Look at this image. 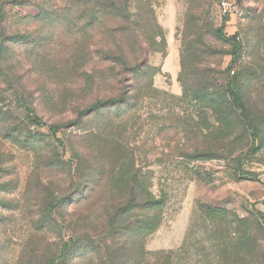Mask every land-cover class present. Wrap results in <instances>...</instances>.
I'll list each match as a JSON object with an SVG mask.
<instances>
[{
  "label": "rangeland",
  "instance_id": "374dc122",
  "mask_svg": "<svg viewBox=\"0 0 264 264\" xmlns=\"http://www.w3.org/2000/svg\"><path fill=\"white\" fill-rule=\"evenodd\" d=\"M148 2L165 40L156 35L163 52L148 65L157 73L140 84H152L148 98L88 118L81 114L95 100L83 83L67 108L41 93L66 96L72 56L78 75L85 70L83 24L71 51L66 0H0L6 30L19 37L12 85L0 90V264H90L92 251L94 264H120L123 249L143 251L140 264L161 253L173 264H264V0ZM221 27L236 57L213 35ZM194 53L203 66L184 76L182 59L194 67ZM98 83L101 92L112 88ZM232 91L247 110L245 137ZM27 108L57 129L54 138L29 124ZM38 136L50 150L32 148ZM134 177L163 203L158 229L146 237L145 210H130ZM46 219L56 226L34 233L31 220Z\"/></svg>",
  "mask_w": 264,
  "mask_h": 264
},
{
  "label": "trees",
  "instance_id": "16d2710c",
  "mask_svg": "<svg viewBox=\"0 0 264 264\" xmlns=\"http://www.w3.org/2000/svg\"><path fill=\"white\" fill-rule=\"evenodd\" d=\"M4 9L5 6L2 3L0 5V69L10 64H13V67L8 74H2L3 72L0 70V90L2 82H5L9 87L12 85V79L15 76V70L17 71L18 65L17 61H15L18 56H16L17 52H15L14 46L18 44L16 40L19 37L18 33L9 34L6 30L5 23L7 16ZM65 13V20L71 27L70 35L72 37L71 42H73L71 51L75 52L79 45L74 31H77L79 34L78 25L83 24L84 43H86L84 47L85 70L82 71L81 75H78V59L72 56L67 63V66L71 70L68 76L69 83L66 96L59 97L58 95H53V93L42 91L41 93L47 96L46 101L53 103L61 98L63 106H66V108L68 104L71 106L75 103V93L78 90V86L80 87V82L89 87L90 94L94 97L92 100H95L94 104L88 109H85L81 114V116L88 118L103 112H106L107 116L110 117L113 114L112 110L124 108L132 101L138 102L147 99V92L151 91L152 84L148 83L143 91H141L140 84L146 81L148 82L157 73L148 65V57L153 53L163 52V50L159 51L156 49V43L154 42L156 35L160 37L162 45L165 42L148 0H66ZM43 20L46 19L44 18ZM213 35L217 40L232 44V57L238 55L234 39L227 38L223 34V27L215 31ZM196 56L197 54L194 53V67L187 65L185 60L182 59L184 76L192 73L195 68L203 66L201 59ZM94 66H97L100 71L95 72ZM98 80L104 83L110 82L112 88L103 92L99 91ZM135 91H138L137 95L134 98L130 97V94ZM41 99L44 101V98ZM230 99L233 106V108L231 106V109L235 111L239 120H241V125H243V128L240 130V132L242 131L241 137H245L247 131L250 132L251 130L250 126L247 127L245 124L247 110L243 104L242 96L238 91H232ZM1 102L0 98V104ZM26 112L30 114L28 115L30 125L36 127L45 126L48 128L50 137L54 138L56 136L57 129L44 125L42 119L36 114L34 109L27 108ZM0 114H2V117L6 115L2 113V109L0 110ZM3 120L7 124L8 119ZM220 124L225 128L230 127L227 121H222ZM8 130L12 135L17 137L11 139L13 143H16L18 134H15V129L10 127ZM45 138L44 136H38L32 142L28 137V140L27 138L25 139V141L27 140L26 145L32 142V148L37 150V147L44 144L43 146L50 150L49 144L45 143ZM204 158L205 160L216 159L214 156H204ZM52 159L55 164H59L54 156ZM134 183L135 186L130 191L131 201L133 203L130 210L134 208H142L145 210L144 224L141 229H144L145 237L150 236L158 229L160 223L159 212L163 207V203L162 200L152 199L144 191L137 177H134ZM139 196L142 199L141 203H139L141 200L138 199ZM123 214H127V212H123ZM50 223L56 226L54 221H48V219L44 220L40 226H37L35 221L31 220L32 231L36 234L44 232L48 230ZM123 251L125 252L126 260L120 264H140L139 261H144L146 257L143 251L137 249H123ZM62 253L61 258L63 259L67 254L66 245L62 248ZM95 256H97L96 251H92L90 264H94V260H96ZM44 264H55V262L49 259ZM147 264H173V256L171 254L161 253L150 257L149 263Z\"/></svg>",
  "mask_w": 264,
  "mask_h": 264
},
{
  "label": "built area",
  "instance_id": "2783aa9c",
  "mask_svg": "<svg viewBox=\"0 0 264 264\" xmlns=\"http://www.w3.org/2000/svg\"><path fill=\"white\" fill-rule=\"evenodd\" d=\"M221 10L224 15L228 14L231 10V7L227 3H221Z\"/></svg>",
  "mask_w": 264,
  "mask_h": 264
}]
</instances>
